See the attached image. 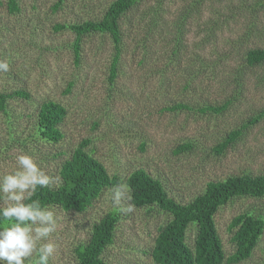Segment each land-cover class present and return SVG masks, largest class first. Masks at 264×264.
I'll use <instances>...</instances> for the list:
<instances>
[{"label": "rangeland", "instance_id": "1", "mask_svg": "<svg viewBox=\"0 0 264 264\" xmlns=\"http://www.w3.org/2000/svg\"><path fill=\"white\" fill-rule=\"evenodd\" d=\"M111 1L63 0L55 8L58 0H18L20 11L11 14L6 0H0V60L9 63L7 72L0 71V91L30 94L8 99L9 117L0 111V176L13 171L16 156L25 152L57 185L62 161L85 137L110 175L124 178L144 168L180 203L192 201L208 181L264 173V116L247 123L264 109V62L248 66L244 61L249 50L264 49V0H202L196 5L194 0H139L120 18L122 51L118 76L110 85L109 35L84 36L77 65L71 49L74 34L53 26L97 20ZM46 99L67 110L60 125L64 136L57 142L31 136L37 107ZM177 102L187 108L165 109ZM206 105L225 107L199 111ZM8 121L15 139L31 136L27 146L15 141L3 148ZM93 122L99 125L94 128ZM239 128L240 136L216 153L213 147ZM184 142L191 149L175 154ZM123 188L119 204L115 187L104 190L85 212L50 208L58 221L50 264H74L75 245L85 242L93 222L112 208L120 220L103 258L109 264H153L154 238L170 216L156 207L132 206ZM129 206L131 212L121 211ZM244 211L264 216V196L233 197L213 215L225 256L235 250L230 223ZM195 233L190 225L189 244ZM237 264H264V228L250 258Z\"/></svg>", "mask_w": 264, "mask_h": 264}, {"label": "trees", "instance_id": "2", "mask_svg": "<svg viewBox=\"0 0 264 264\" xmlns=\"http://www.w3.org/2000/svg\"><path fill=\"white\" fill-rule=\"evenodd\" d=\"M63 0L54 3V7H60ZM139 0H112L105 8L101 18L88 19L83 22L57 23L53 28L57 31L67 29L74 34L71 42L74 62L78 65L80 51L84 36L92 33L108 34L113 43L107 80L112 85L119 71L121 56L122 32L120 18L130 10ZM202 0H194L196 5ZM262 3V2H261ZM260 3V4H261ZM8 13L20 11L18 0H6ZM253 8V7H252ZM149 11V9H147ZM151 18V17H150ZM246 65L254 66L264 62V49H251L245 54ZM74 82H69L65 92L71 91ZM22 97L29 98L30 94L24 89L12 91H0V111L9 117L7 110L8 99ZM225 105L219 107L206 105L199 111H221ZM187 108L184 102H177L166 106L167 110H180ZM67 110L63 104L54 100H43L35 112L34 129L32 139L46 142H57L63 138L64 133L60 129ZM264 116V109L250 119V124ZM8 142L3 148H10L15 141L20 146L26 145V140L13 135L11 123L8 121ZM94 128L99 122H93ZM246 123V124H247ZM243 127H245L243 125ZM241 129L230 131L227 136L217 143L213 149L221 153L230 143L241 134ZM91 139L82 138L72 149L70 155L62 161L59 170V184L50 185L48 188L38 189L33 199L39 200L43 206L49 209L57 206L60 209L74 212H85L92 206L102 192L115 188L118 185L128 189L129 203L136 208L147 207L164 212L170 219L158 227L154 244L150 250L153 264H237L250 258L254 247L264 228V216L253 214L252 211H244L238 214L230 223V229H234L231 240L235 250L225 256L220 236L216 230L213 215L218 207L236 196L262 197L264 196V173L232 175L225 180L208 181L202 193L196 195L188 203H180L168 196L161 181L150 175L144 168H136L125 176L110 175L102 162L93 155V149L89 148ZM143 145L141 148L143 149ZM191 149V144L184 142L178 144L174 153L178 154ZM30 202V201H26ZM120 220V213L116 209L108 210L90 228V235L84 242H78L73 248L74 264H109L102 256L106 247L114 240L116 225ZM195 226L196 233L191 244L187 242V229ZM2 226V225H0Z\"/></svg>", "mask_w": 264, "mask_h": 264}, {"label": "clouds", "instance_id": "3", "mask_svg": "<svg viewBox=\"0 0 264 264\" xmlns=\"http://www.w3.org/2000/svg\"><path fill=\"white\" fill-rule=\"evenodd\" d=\"M8 70L7 60H0V71ZM15 159L17 167L0 176V264H50L58 221L54 211L33 196L38 189L48 188L52 178L31 154L21 152ZM124 196L123 186L118 185L114 201L119 204Z\"/></svg>", "mask_w": 264, "mask_h": 264}]
</instances>
